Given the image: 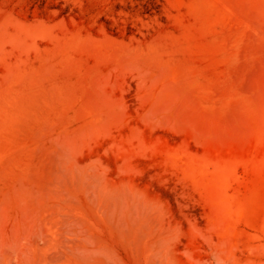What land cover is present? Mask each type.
I'll return each mask as SVG.
<instances>
[{"label":"rangeland","instance_id":"374dc122","mask_svg":"<svg viewBox=\"0 0 264 264\" xmlns=\"http://www.w3.org/2000/svg\"><path fill=\"white\" fill-rule=\"evenodd\" d=\"M0 264H264V0H0Z\"/></svg>","mask_w":264,"mask_h":264}]
</instances>
